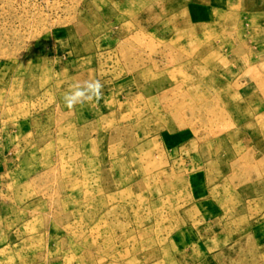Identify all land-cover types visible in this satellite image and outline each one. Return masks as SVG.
<instances>
[{
	"label": "rangeland",
	"instance_id": "374dc122",
	"mask_svg": "<svg viewBox=\"0 0 264 264\" xmlns=\"http://www.w3.org/2000/svg\"><path fill=\"white\" fill-rule=\"evenodd\" d=\"M0 264H264V0H0Z\"/></svg>",
	"mask_w": 264,
	"mask_h": 264
},
{
	"label": "clouds",
	"instance_id": "9594fccd",
	"mask_svg": "<svg viewBox=\"0 0 264 264\" xmlns=\"http://www.w3.org/2000/svg\"><path fill=\"white\" fill-rule=\"evenodd\" d=\"M103 85L99 80H89L82 84L74 85L63 97L65 106L73 109L78 104L90 101H98L102 96Z\"/></svg>",
	"mask_w": 264,
	"mask_h": 264
}]
</instances>
